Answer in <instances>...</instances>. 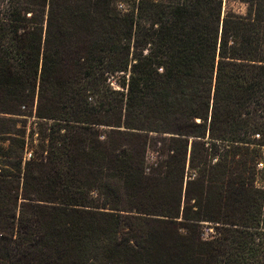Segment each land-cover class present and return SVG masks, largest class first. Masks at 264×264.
<instances>
[{
    "label": "trees",
    "instance_id": "obj_1",
    "mask_svg": "<svg viewBox=\"0 0 264 264\" xmlns=\"http://www.w3.org/2000/svg\"><path fill=\"white\" fill-rule=\"evenodd\" d=\"M226 3L0 0V264H264V0Z\"/></svg>",
    "mask_w": 264,
    "mask_h": 264
},
{
    "label": "rangeland",
    "instance_id": "obj_2",
    "mask_svg": "<svg viewBox=\"0 0 264 264\" xmlns=\"http://www.w3.org/2000/svg\"><path fill=\"white\" fill-rule=\"evenodd\" d=\"M223 3H224V6L229 7L230 9H232L233 11H235L237 13H243V11H244V7L241 4H239V3H226V0L225 1L223 0ZM26 120H27V134L26 135L28 136V134H30V130L34 126L33 125L34 118H26ZM26 157H28V156L26 155ZM263 157H264V154H263ZM154 161H155V155L153 153L149 152L148 155H147L148 165H151ZM261 162L264 163V158L261 159ZM262 167H263V165L262 166L259 165L257 167L258 173L256 175V181H258V186L259 187L262 185L260 183L262 177L264 178V170L262 169ZM186 180H187V178H185L184 182H186ZM202 229H203L204 233L205 232L209 233V237L214 235V231H213V228H212L211 224L205 223Z\"/></svg>",
    "mask_w": 264,
    "mask_h": 264
},
{
    "label": "built area",
    "instance_id": "obj_3",
    "mask_svg": "<svg viewBox=\"0 0 264 264\" xmlns=\"http://www.w3.org/2000/svg\"><path fill=\"white\" fill-rule=\"evenodd\" d=\"M153 1H159V0H153ZM262 166V165H261ZM202 237L204 238V239H210L211 237H209V233L208 232H205L203 235H202Z\"/></svg>",
    "mask_w": 264,
    "mask_h": 264
}]
</instances>
